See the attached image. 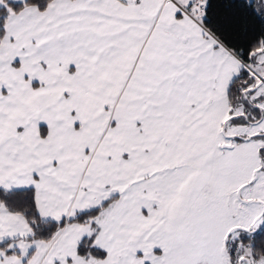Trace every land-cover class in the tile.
Listing matches in <instances>:
<instances>
[{"label":"snow or ice","instance_id":"1","mask_svg":"<svg viewBox=\"0 0 264 264\" xmlns=\"http://www.w3.org/2000/svg\"><path fill=\"white\" fill-rule=\"evenodd\" d=\"M0 264H264V0H0Z\"/></svg>","mask_w":264,"mask_h":264}]
</instances>
